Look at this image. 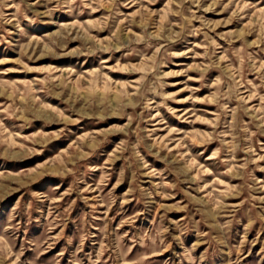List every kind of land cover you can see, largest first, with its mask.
Here are the masks:
<instances>
[{"label":"rangeland","instance_id":"374dc122","mask_svg":"<svg viewBox=\"0 0 264 264\" xmlns=\"http://www.w3.org/2000/svg\"><path fill=\"white\" fill-rule=\"evenodd\" d=\"M0 264H264V0H0Z\"/></svg>","mask_w":264,"mask_h":264}]
</instances>
